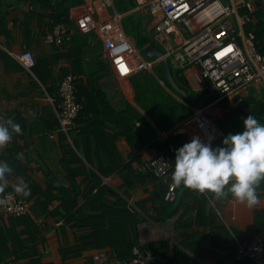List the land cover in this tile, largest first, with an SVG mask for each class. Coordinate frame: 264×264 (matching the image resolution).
<instances>
[{"label":"crops","instance_id":"1","mask_svg":"<svg viewBox=\"0 0 264 264\" xmlns=\"http://www.w3.org/2000/svg\"><path fill=\"white\" fill-rule=\"evenodd\" d=\"M250 1L251 12L264 11V0ZM109 2L104 9L97 0H0V196L14 191L29 203L19 220L0 211V263L120 264L131 244H153L156 264H253L233 256L236 241L264 229V86L219 96L193 67L173 75L167 57L183 99L161 59L141 52L148 45L164 52L152 38L157 19L135 0ZM87 14L97 30L82 34L78 21ZM56 24L70 37L59 47L43 42ZM117 30L152 62L150 70L124 79L113 74L99 31ZM23 51L35 58L31 72L13 58ZM70 74L82 97L81 120L64 134L53 106ZM160 153L170 157L169 176L140 175V164ZM173 179L175 199L165 202ZM102 254L106 263L95 260Z\"/></svg>","mask_w":264,"mask_h":264},{"label":"built area","instance_id":"2","mask_svg":"<svg viewBox=\"0 0 264 264\" xmlns=\"http://www.w3.org/2000/svg\"><path fill=\"white\" fill-rule=\"evenodd\" d=\"M97 1L104 9L110 6L109 0ZM135 4L137 8H146L157 19L152 38L163 48L162 58L169 57L171 71L195 68L196 79L206 82L205 88L217 92L219 96L231 95L250 85L264 86V55L257 51L252 33H244L243 29L254 8L252 1L135 0ZM94 10L92 6L88 8L90 14ZM240 11L244 13L241 15ZM78 27L82 34L97 30V24L89 14L80 18ZM68 32L64 24H56L46 31L43 42L59 47L70 41ZM99 36L112 72L118 79L151 69L152 62L137 56L133 43L122 31L117 30L113 35L99 31ZM13 58L27 72L35 67V58L29 51L13 55ZM75 80L76 76L71 74L61 79L56 105L53 106L57 125L64 134L71 129L82 109L76 100ZM199 120L208 123L203 114ZM169 150L171 154L174 153L172 147ZM170 172V157L161 153L138 167V173L151 174L158 180L167 178ZM177 183L173 179L168 185L163 197L165 202L174 201ZM28 209L29 203L14 191L4 192L0 196V211L7 218H22L28 214ZM131 255L130 259L120 261V264L154 263L151 254L141 251L136 245L131 247ZM263 257L264 229L246 243L236 241L234 262L263 264ZM95 260L106 263L108 257L102 254ZM0 264L20 262L12 258Z\"/></svg>","mask_w":264,"mask_h":264},{"label":"trees","instance_id":"3","mask_svg":"<svg viewBox=\"0 0 264 264\" xmlns=\"http://www.w3.org/2000/svg\"><path fill=\"white\" fill-rule=\"evenodd\" d=\"M244 33H252V35H253V40H254V43H255V47H256V49H257V51L260 53V54H262V55H264V13H262V12H252V13H250L249 14V21H248V23H246V25L244 26ZM173 75H175L176 76V73H174L173 72ZM184 89H185V87H184ZM76 94V100L78 101V102H81V98L82 97H80L79 95H77V93H75ZM57 100V99H56ZM88 102V101H87ZM86 102V100H85V103H84V109H83V113L82 114H84V115H87L88 114V112L90 113V111H91V108H89L88 107V104L89 103H87ZM82 104V103H81ZM55 105H56V101H55ZM82 110V109H81ZM79 115V114H78ZM81 116V115H80ZM80 116H78L77 117V119L75 120V122H78L79 120H81V117ZM88 120H86L85 121V123L87 124H91V118H87ZM87 127V126H86ZM86 127H83V128H77V132L78 133H81L82 135L84 134V133H87V131L85 130V128ZM89 137H86V136H83V140H85L86 141V143H88V141H89V139H88ZM142 164V163H141ZM140 164V165H141ZM140 175H142V176H150V177H153L151 174H141V173H139ZM155 179V178H154ZM172 182V181H171ZM170 182V183H171ZM169 183V184H170ZM168 184V185H169ZM168 187V186H167ZM166 190H167V188H166ZM6 192H8V191H6ZM166 192V191H165ZM165 192H164V194H165ZM164 194H163V197H164ZM20 198H22V197H20ZM22 199H24V198H22ZM24 200H26V199H24ZM27 201V200H26ZM28 202V201H27ZM25 217V216H24ZM23 218V217H22ZM19 219H21V218H19ZM19 219H17V220H19ZM132 246H135V245H133V244H131L130 246H129V248H128V250H126L125 251V255H126V257L124 256H122V257H120L119 259L120 260H128V259H130L131 257H132V255H131V247ZM137 246V245H136ZM139 248H140V246H138ZM153 247H154V245L153 244H146V245H143L141 248H140V250L141 251H146V252H149L150 254H151V256L153 257V259H154V263L153 264H156L155 262V260H156V256H155V252H154V250H153Z\"/></svg>","mask_w":264,"mask_h":264},{"label":"water","instance_id":"4","mask_svg":"<svg viewBox=\"0 0 264 264\" xmlns=\"http://www.w3.org/2000/svg\"><path fill=\"white\" fill-rule=\"evenodd\" d=\"M142 53L146 58H149V59L153 58V57L158 59V58H162V56H163V53L161 51L157 50V48L154 45H148V46L144 47V49H142ZM160 63H161V69H162L163 75L166 78V80L168 81V84L175 91H177L183 99H187L185 91L176 87V85L173 81V77L171 75V72H170L166 58H162ZM48 182L55 187H57V186L67 187L64 182L58 181L54 177H49Z\"/></svg>","mask_w":264,"mask_h":264},{"label":"rangeland","instance_id":"5","mask_svg":"<svg viewBox=\"0 0 264 264\" xmlns=\"http://www.w3.org/2000/svg\"><path fill=\"white\" fill-rule=\"evenodd\" d=\"M256 1H258V0H256ZM119 4H120V1H115L114 2V5H115V8L116 9H119V11H120V13L122 12V11H124V9H122V8H120V7H118L119 6ZM109 11H112V9H109ZM260 11L262 12V13H264V11H262L261 9H260ZM244 12L243 11H240V14L242 15ZM124 24H125V27H126V29H127V31L131 34V36L134 38V40L136 41V45H137V49L138 50H141V46H142V44L140 45V36H139V34L134 30V31H130V29H131V25L129 24V22L128 21H125L124 22ZM244 29V28H243ZM237 31L239 32V30L237 29ZM159 48V47H158ZM141 52H142V50H141ZM149 59V58H148ZM153 58H151L150 60H152ZM138 79H140V78H137V80ZM254 120V119H253ZM257 123H258V119H257Z\"/></svg>","mask_w":264,"mask_h":264}]
</instances>
